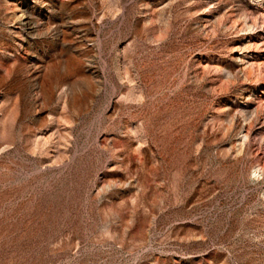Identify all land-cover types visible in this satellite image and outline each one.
Masks as SVG:
<instances>
[{
	"label": "rangeland",
	"instance_id": "rangeland-1",
	"mask_svg": "<svg viewBox=\"0 0 264 264\" xmlns=\"http://www.w3.org/2000/svg\"><path fill=\"white\" fill-rule=\"evenodd\" d=\"M0 264H264V0H0Z\"/></svg>",
	"mask_w": 264,
	"mask_h": 264
}]
</instances>
